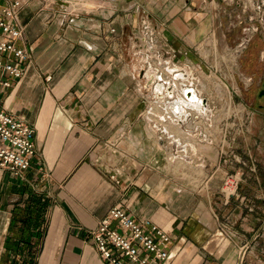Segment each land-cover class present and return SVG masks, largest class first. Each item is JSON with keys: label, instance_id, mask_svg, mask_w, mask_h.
<instances>
[{"label": "crops", "instance_id": "obj_1", "mask_svg": "<svg viewBox=\"0 0 264 264\" xmlns=\"http://www.w3.org/2000/svg\"><path fill=\"white\" fill-rule=\"evenodd\" d=\"M20 1L31 62L0 84V107L34 128L37 157L20 178L0 172V264H103L91 232L114 206L173 236L165 264H242L264 235V193L224 199L230 167L195 134L204 112L182 103L196 82L228 79L204 55L219 0H83L75 13L72 0Z\"/></svg>", "mask_w": 264, "mask_h": 264}, {"label": "built area", "instance_id": "obj_2", "mask_svg": "<svg viewBox=\"0 0 264 264\" xmlns=\"http://www.w3.org/2000/svg\"><path fill=\"white\" fill-rule=\"evenodd\" d=\"M81 2H69L74 13L83 8ZM22 4L16 0L0 10V84L6 89L23 79L31 62V54L21 44L24 27L18 15ZM240 4L249 25L243 29L245 37L236 56L247 49L255 33L264 31V0H240ZM34 139L32 126L0 107V172L19 178L27 173L37 157ZM242 180V173L227 172L220 188L227 202L241 199L238 188ZM99 223L91 237L103 264H165L169 260L174 239L159 225L138 221L120 206H114Z\"/></svg>", "mask_w": 264, "mask_h": 264}, {"label": "rangeland", "instance_id": "obj_3", "mask_svg": "<svg viewBox=\"0 0 264 264\" xmlns=\"http://www.w3.org/2000/svg\"><path fill=\"white\" fill-rule=\"evenodd\" d=\"M81 3L84 7V2ZM217 3L220 6L218 16H221L222 27L212 38L209 50L204 53L207 65L208 67L216 66L222 74L231 75L233 71L240 70V76L237 79H230L228 75L227 81L223 80L224 83H222L218 80L216 85L211 83L206 85L204 81L195 83L192 89L198 91L199 98L205 99L207 104V107L202 105L200 109H196L204 113L196 114L198 124L195 134L206 131L208 142L218 143L220 147L218 157L223 164L227 161V167H230L228 173H242L243 180L238 188L239 193L243 189H249L253 193V189L257 186L264 193V112L257 111L251 106L249 100V102L240 101L241 91L245 93V88L251 84L250 79L254 70L258 69L260 77L264 76V31L255 33L247 49L236 59L237 46L245 37L243 27H247L243 18L245 13H243L240 0H219ZM238 14L243 15L239 18ZM231 22L236 25V29H233ZM253 42H257L260 48L251 46ZM252 53L256 64L250 68ZM208 72L209 70L201 72L202 76L208 78ZM176 85V91L180 93L181 98L183 93L179 91L187 86L183 80ZM233 87L239 94L237 98ZM162 90L163 87L160 91ZM180 136L187 137L186 134ZM263 210L254 209L252 214H255V217L260 214L261 219L264 220ZM223 229L227 233L230 230L228 225ZM236 242H239L242 247L246 243L245 240L237 239ZM255 246L249 253L250 255L244 257L242 264H264V235L259 236Z\"/></svg>", "mask_w": 264, "mask_h": 264}, {"label": "flooded vegetation", "instance_id": "obj_4", "mask_svg": "<svg viewBox=\"0 0 264 264\" xmlns=\"http://www.w3.org/2000/svg\"><path fill=\"white\" fill-rule=\"evenodd\" d=\"M251 84L245 88V93L242 90L241 91V102H249L251 103L252 107H255V109L259 112H264V76L263 78L259 75V70H254L252 73V77L250 79ZM197 95L193 96V101ZM249 100V101H248ZM201 105V101L199 100L197 103H193L190 106L197 107L198 105Z\"/></svg>", "mask_w": 264, "mask_h": 264}, {"label": "water", "instance_id": "obj_5", "mask_svg": "<svg viewBox=\"0 0 264 264\" xmlns=\"http://www.w3.org/2000/svg\"><path fill=\"white\" fill-rule=\"evenodd\" d=\"M113 30L115 31V34L116 35H119L120 34L121 31H120V26H119L118 23L114 24ZM152 81H151L150 85H152ZM188 98H189V100L192 99V92L188 93ZM202 105H204L205 107H207V104H206V100L205 99H202Z\"/></svg>", "mask_w": 264, "mask_h": 264}, {"label": "bare ground", "instance_id": "obj_6", "mask_svg": "<svg viewBox=\"0 0 264 264\" xmlns=\"http://www.w3.org/2000/svg\"><path fill=\"white\" fill-rule=\"evenodd\" d=\"M222 83H223V82H222ZM188 93H189L188 91L185 93V95H186L187 97H188ZM194 95H195V93L193 92V95H192V99H191V100H187L186 97H185V99L187 100V102H188L189 105L187 104V102H184V101L182 102L183 105H185V106H190V104L192 105V104L195 103V102L197 103V102L200 100V98H199L198 96H196L197 98L195 99V101H193V96H194ZM200 101H201V100H200ZM197 105H198V104H197ZM201 105H202V101H201ZM203 106H204V105H203ZM192 107H193V106H192ZM204 107H205V106H204ZM193 108H194V109H195V108L198 109V106H197V107H193ZM196 109H195V110H196Z\"/></svg>", "mask_w": 264, "mask_h": 264}, {"label": "trees", "instance_id": "obj_7", "mask_svg": "<svg viewBox=\"0 0 264 264\" xmlns=\"http://www.w3.org/2000/svg\"><path fill=\"white\" fill-rule=\"evenodd\" d=\"M251 46H255V48L257 47V48H260V46L258 45V43L257 42H253L252 44H251ZM253 53H254V50H253ZM251 54V65H250V68H253L254 66H255V64H256V61H255V59H254V54ZM253 58V59H252ZM254 60V61H253Z\"/></svg>", "mask_w": 264, "mask_h": 264}]
</instances>
